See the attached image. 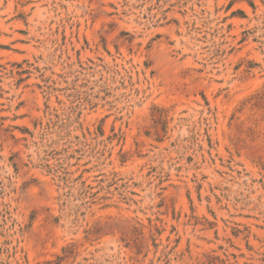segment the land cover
<instances>
[{"label":"rangeland","instance_id":"1","mask_svg":"<svg viewBox=\"0 0 264 264\" xmlns=\"http://www.w3.org/2000/svg\"><path fill=\"white\" fill-rule=\"evenodd\" d=\"M0 264H264V0H0Z\"/></svg>","mask_w":264,"mask_h":264}]
</instances>
